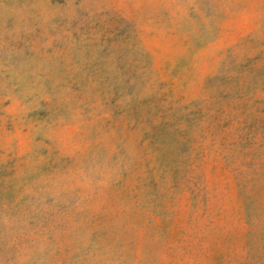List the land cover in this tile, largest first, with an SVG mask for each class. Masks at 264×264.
Returning <instances> with one entry per match:
<instances>
[{
    "label": "rangeland",
    "instance_id": "374dc122",
    "mask_svg": "<svg viewBox=\"0 0 264 264\" xmlns=\"http://www.w3.org/2000/svg\"><path fill=\"white\" fill-rule=\"evenodd\" d=\"M0 264H264V0H0Z\"/></svg>",
    "mask_w": 264,
    "mask_h": 264
}]
</instances>
